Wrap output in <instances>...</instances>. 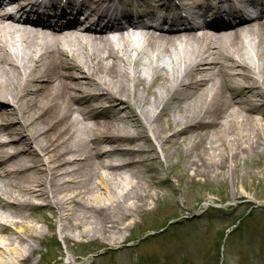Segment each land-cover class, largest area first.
<instances>
[{
	"label": "bare ground",
	"instance_id": "bare-ground-1",
	"mask_svg": "<svg viewBox=\"0 0 264 264\" xmlns=\"http://www.w3.org/2000/svg\"><path fill=\"white\" fill-rule=\"evenodd\" d=\"M9 5L0 264L27 263L40 222L64 242L122 243L164 198L151 192L163 182L153 163L233 180L264 160V0H0ZM160 10L173 13L166 31L144 23L166 20Z\"/></svg>",
	"mask_w": 264,
	"mask_h": 264
},
{
	"label": "rangeland",
	"instance_id": "rangeland-1",
	"mask_svg": "<svg viewBox=\"0 0 264 264\" xmlns=\"http://www.w3.org/2000/svg\"><path fill=\"white\" fill-rule=\"evenodd\" d=\"M257 162L264 167L263 159L251 157L233 180L219 173L192 177L178 165L161 169L153 163L163 182L151 192L164 198L148 201L152 210L135 217L122 243L80 247L40 222L44 242L33 241L37 249L24 264H264V168L258 171ZM245 169L254 176L245 175ZM233 192L250 198L232 200ZM33 216L52 213L38 209ZM238 218L239 227L222 240Z\"/></svg>",
	"mask_w": 264,
	"mask_h": 264
}]
</instances>
